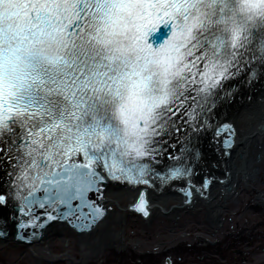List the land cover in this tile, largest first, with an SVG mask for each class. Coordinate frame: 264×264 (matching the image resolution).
I'll return each mask as SVG.
<instances>
[{
    "label": "snow or ice",
    "instance_id": "1",
    "mask_svg": "<svg viewBox=\"0 0 264 264\" xmlns=\"http://www.w3.org/2000/svg\"><path fill=\"white\" fill-rule=\"evenodd\" d=\"M257 84L264 0H0V237L90 234L109 185L144 215L148 191L206 196L231 170L194 182L201 145L231 155L220 112Z\"/></svg>",
    "mask_w": 264,
    "mask_h": 264
},
{
    "label": "rangeland",
    "instance_id": "2",
    "mask_svg": "<svg viewBox=\"0 0 264 264\" xmlns=\"http://www.w3.org/2000/svg\"><path fill=\"white\" fill-rule=\"evenodd\" d=\"M263 149L264 140L251 143L257 171L218 200V225L209 222L201 199L185 205L173 191L175 198L162 204L183 206L175 218L165 213L142 217L127 210L122 249L107 247L82 258L80 234L66 224L51 223L58 233L36 243L0 241V264H264ZM133 199L123 196L119 203L126 208Z\"/></svg>",
    "mask_w": 264,
    "mask_h": 264
},
{
    "label": "bare ground",
    "instance_id": "3",
    "mask_svg": "<svg viewBox=\"0 0 264 264\" xmlns=\"http://www.w3.org/2000/svg\"><path fill=\"white\" fill-rule=\"evenodd\" d=\"M249 96L251 98H249ZM220 116L221 119L229 121L235 128V145L231 150V155L228 158L219 157L220 154L214 151L212 147H208L207 139L205 138L201 145L203 163L195 165L199 171L194 175L193 179L197 181L196 178H202L205 174V169L208 174H215L219 177L225 167L231 170L229 178L224 183L213 180L209 188L204 189L207 193L206 196L202 197L193 191L191 201L183 203L185 205L191 204L198 198L201 199L207 207V216L211 224L219 222L220 205L218 200L222 197H227L232 193V190L240 180L244 179L243 181H247V179L252 176V173L257 171V167L253 165L254 160L250 154V145L252 142H254L255 145H259V143L264 140V85L257 84L251 91L246 88H241L240 92L236 94V97L223 107ZM262 153H264V149ZM258 157H260L259 154ZM241 160L244 161L243 169L241 168ZM213 162L216 163V167H212ZM174 192L176 195H179L182 200L183 194L178 191ZM123 196L133 198L136 196V190L128 187H115L109 185L105 192V203L110 204L107 217L92 233H79L82 258L96 256L107 247L122 249L124 246V226L128 209L121 206L119 203ZM169 198H175L172 190H165L161 193L148 191V215L145 217L165 213L168 217L175 218L178 211L183 206L179 204L166 207L163 204ZM215 198L216 200L214 201ZM262 201L264 202V200ZM51 226L52 225L49 224L44 228L43 236L39 240L44 237H49L52 233H58L57 229ZM7 240L10 239L8 237L0 238V241ZM36 242L27 243V245ZM65 254H67V252Z\"/></svg>",
    "mask_w": 264,
    "mask_h": 264
},
{
    "label": "water",
    "instance_id": "4",
    "mask_svg": "<svg viewBox=\"0 0 264 264\" xmlns=\"http://www.w3.org/2000/svg\"><path fill=\"white\" fill-rule=\"evenodd\" d=\"M219 157H222V156L220 155ZM231 157H232V156H231ZM222 158H228V157H222ZM210 174H211V173H210ZM214 180L219 181L218 179H214ZM182 194H183V193H182ZM135 198H136V196H135ZM135 200H136V199H135ZM135 200H133V201L127 203L126 208L129 209V210L137 211L135 208L129 207V205L132 204V203H134ZM185 200H186V198L184 197V195H182V202L185 203ZM139 212H140V211H139ZM108 213H109V211H108ZM141 214H142L143 217L146 216V215H144L142 212H141ZM53 222L64 223V224H66L70 229H72L75 233H77V234L81 233V232L76 231L72 225L68 224L67 222H63V221H50L47 225H49L50 223H53ZM47 225H46V226H47ZM46 226H45V227H46ZM45 227H44V228H45ZM43 231H44V229L42 230V234H41L40 236H38V237H34V238H31L30 240H22V239L15 238V237L12 235L11 232H9V234H8L7 237H8L10 240L14 241V242H21V243H26V244H27V243H32V242H36V241H38V240L43 236ZM24 234L27 235V232H25ZM84 234H86V233H84ZM0 238H3V237H0Z\"/></svg>",
    "mask_w": 264,
    "mask_h": 264
}]
</instances>
